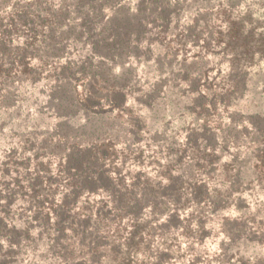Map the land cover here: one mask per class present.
Listing matches in <instances>:
<instances>
[{"label":"trees","instance_id":"1","mask_svg":"<svg viewBox=\"0 0 264 264\" xmlns=\"http://www.w3.org/2000/svg\"><path fill=\"white\" fill-rule=\"evenodd\" d=\"M167 1L178 6L181 0ZM101 2L98 10L107 3L116 11L122 7L121 0ZM194 2L195 11H214L213 6L206 5V0ZM143 4L149 8L144 11H158L152 21L167 22L160 14L164 11L163 2L139 0L138 13L143 11L140 7ZM220 22L224 28L217 29L199 16L195 25L200 30L195 33L197 38L193 35L190 41L199 46L198 55L202 54L201 49L206 52L209 46L218 45L213 49L227 60L229 68L226 77L220 78L225 82L221 84V93L207 97L197 86L196 93H187L190 111L199 118H204L206 111L215 113L217 105L229 110L241 101L247 83L236 72L247 73L244 69L264 60V27L255 33V28H249L246 22L227 18H221ZM84 24L90 23L82 19L81 26ZM161 32L169 36L166 29L161 28ZM139 33L136 28L113 27L106 38L90 43V52L111 60L131 59L129 52H136L140 47ZM90 34L88 31L87 37ZM140 54L134 53L136 60L145 58L148 62L151 58L147 51L142 57ZM156 62L159 67L156 70L161 72L162 59ZM18 68L23 74L28 71L25 63H0V76L16 74ZM196 69L182 71L184 74L177 76L178 83H189L191 87L194 77L202 78ZM83 74L84 71H70L63 73L58 81L61 84L77 82ZM90 78V95L79 99L78 105L96 117L115 119L124 114L127 110L124 100L131 87L127 90L125 84H109L96 91L92 86L97 87L100 80L96 74ZM260 84L264 86V80ZM72 87L76 91V85ZM251 98L247 96L243 102ZM261 106L262 111L230 117L224 128L213 129L216 135L212 133L208 137L209 127L205 123L191 129L185 141L190 149V154H185L189 164L183 168V158L169 152L173 150L171 146L164 148L162 139H156L157 131L152 132L140 117L133 118L131 108L127 113L128 128L122 137L112 129L102 130L101 124L92 131L57 132L54 136L64 144L61 150L42 142L34 145L32 158H15L12 151L0 167V264H16L19 255L28 251L38 253L45 264H171L173 259L175 264H211V260L200 259L196 251V245L213 232L207 229V223L219 216L233 196L240 197L254 190L264 194V123L261 124L264 102ZM233 109L236 113L242 111ZM143 134L151 135L150 144L145 147L148 150L154 147L155 157L151 161L154 178L144 169L125 171L127 164L139 167L144 163V149L134 148ZM163 154L168 159L161 161L156 157ZM224 154H229L230 159L222 161ZM45 157L48 163L43 161ZM52 161L56 162L54 173L49 163ZM259 203L264 207V198ZM188 204L195 205L196 209L181 219ZM243 207L246 206L238 205L239 209ZM257 218L262 219L255 215L250 220L255 224ZM20 219H24V224L17 225L15 220ZM239 225L232 229L224 222L220 227L232 245L239 237L237 230L244 227ZM182 242L188 251L183 256L189 255L188 261L183 256L177 261L172 251L175 247L179 251ZM229 248V245L222 248L217 259L219 264L229 263Z\"/></svg>","mask_w":264,"mask_h":264},{"label":"rangeland","instance_id":"2","mask_svg":"<svg viewBox=\"0 0 264 264\" xmlns=\"http://www.w3.org/2000/svg\"><path fill=\"white\" fill-rule=\"evenodd\" d=\"M101 1L104 2V0H0V63H25L28 67L24 74L21 73V68H18L16 74L13 72L11 76L5 77L3 74L0 76V167L12 155V151L15 152L13 155L15 158L23 159L28 156L32 158L35 152L34 145L42 142L61 150L64 144L59 143V139L54 136L57 132L92 131L102 124V130L112 129L122 137L128 128L127 113L131 108L133 118L140 117L143 124L152 132L157 131L156 139H162L161 145L164 148L171 146L173 150L169 152H176L183 158L181 161L183 168L189 164L187 155L190 154V149L185 141L192 132L191 129H197L199 124L205 123L209 127V137L213 129H218L216 127L224 128L230 117H240V113L250 115L255 111H262L264 86L260 81L264 80V60L256 61L254 65L244 69L247 73L236 72L239 73L240 80L246 81L247 91L242 100L235 103V106L232 105L229 110L217 105L215 113L205 112V119L195 117L190 111L188 100L190 97L187 93L190 95L196 93L194 89L197 86L201 94L207 97L219 94L221 84L224 82L221 79L229 72L227 60L213 49L218 45L209 46L206 52L205 49H201L203 55H198L199 46L190 42L194 39L192 36H196L195 33L200 30L195 25L196 19L200 16L217 29L224 28V23L220 22L221 18L242 21L248 23L249 28L254 27L257 31L255 33H259L264 27V0H206V5L214 7V11L207 12L195 11L197 4L194 0H181L178 6L172 1L159 0L163 2L164 9L160 14L167 22L152 21L158 15V11H144L149 9L145 8L144 4L140 6L144 10L138 13L136 8L139 0H121L122 7L118 11L107 2L98 10ZM82 19L90 24L81 26ZM116 26L139 30L138 50L129 52L131 59L128 60L119 58L111 60L104 55L93 56L90 52V43L106 38L109 31ZM161 28L166 29L169 36L163 34ZM88 31L91 34L87 37ZM176 49L177 52L174 53ZM146 51L151 57L148 62L144 60L145 58L136 60L134 53L142 52L140 54L142 57ZM158 58L162 59L161 72L156 70L159 69L156 64ZM195 68H197L195 71H199L201 79L194 77L196 80H193L191 87L189 83H178L177 76L183 75L182 71L185 69L193 71ZM70 71L76 73L84 71L85 74L80 76L77 82L59 83V77ZM93 74L100 80L97 87L92 86L93 90L97 91L98 88L107 87L109 84H125L127 90L131 87L124 100L127 109L124 114L115 119L96 117L78 105L79 99H83L86 94L90 95L88 93L92 90L89 87L90 77ZM74 84L76 91L72 87ZM160 89L162 91L159 94ZM247 96L252 98L245 103L243 99ZM251 101L259 103L260 106H255ZM152 105L155 106L154 111ZM233 108L242 111L236 113L233 112ZM216 133L217 131L213 134ZM150 136L143 134L142 140L134 147L144 149L142 166L127 164L125 171L144 169L151 178H154L155 170L151 162L155 157L152 152L154 147L149 150L145 147L150 144L148 142ZM29 146L31 148L28 149ZM120 147L121 143L117 148ZM156 157L161 161L168 159L164 154ZM229 159V154L222 156V161ZM43 161L48 163V158L45 157ZM49 163L54 173L56 162ZM182 168L180 166V169ZM261 198H264V194L255 190L246 191L240 197L233 196L227 207L220 210L219 216H214L207 223V229L211 228L213 232L201 244L196 245L200 259L211 260V264H219L217 259L222 248L229 245L228 264H264V207L259 203ZM238 205L246 207L239 209ZM194 209L196 206L193 204L187 206L185 211H182L181 219ZM255 215L261 216L262 219L257 218L254 224L250 217ZM15 222L22 225L24 219ZM224 222L232 229H235V225L244 226L242 230L240 228L237 230L239 237L233 245L229 236L220 228ZM4 246L6 247V243ZM184 247L185 243L183 246L182 242L179 251L176 247L172 249L177 261L188 252ZM183 258L188 261L189 255ZM173 260L171 264H175ZM16 264H45V261L38 253L32 254L28 251L19 255Z\"/></svg>","mask_w":264,"mask_h":264}]
</instances>
